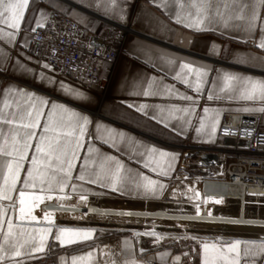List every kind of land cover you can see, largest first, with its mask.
<instances>
[{"label": "crops", "instance_id": "1", "mask_svg": "<svg viewBox=\"0 0 264 264\" xmlns=\"http://www.w3.org/2000/svg\"><path fill=\"white\" fill-rule=\"evenodd\" d=\"M202 0H117L125 9L124 21L113 18L111 11L106 14L105 9L109 6V0H37L29 11L26 12V22L22 24V32L17 37L14 46L0 43V48L8 52V56L0 53V114L9 116L12 113L19 114L24 111L28 101L17 95L16 91L5 95L9 86H14L17 90L20 88L26 91H35L37 95L50 100H56L65 103L66 106L72 107L82 114L89 115L92 124L89 126L91 135L87 137L86 147L91 143L94 148H99L101 154L93 153L95 163L89 164V170L98 172L100 164L104 162V156L117 157L126 167L125 173L129 180H142L143 176L158 181L164 185L163 191L158 198L142 199L135 192L129 195H120L107 189L99 188L97 185L84 184L75 179L79 174V169L83 164V157L87 154L86 147L79 155L81 157L75 164L73 171L72 183L78 186L77 192L74 193L71 187L65 189V193H59L58 190L52 192L41 191L39 186L26 189V216L24 220L20 219L19 212V192L12 194V201L0 200V208H3L6 215L2 217L5 221L4 231H7V220L12 219L14 224V237L10 238L9 244H5V249L11 253L12 248L9 246L13 243L24 244L21 249L24 253L14 260L5 259L4 264H111L112 260L117 264H125L126 261H135L136 264H203L202 244H216L226 246L233 244L236 240L242 241L239 245V264H251L252 253L245 255L246 250L253 251L261 244H264V235L253 232H236L226 231L224 229H202L197 227H187L178 229L177 237L170 241L151 249L150 241L145 239L139 245L135 240V235L130 231L106 229L100 227L95 217L89 221L84 220L85 207L91 205L100 208H123L142 212L163 211L172 203L167 202L174 181L177 179L181 164L183 162V150L197 147H209L217 142V135L220 125L214 135H209L208 125L215 116V112H220V123L225 115H258L260 123L264 126V114L249 113L237 111L242 108H258L264 106L259 100L247 101L239 98L240 93H235L234 100H213L207 99V94L212 91V82L217 85V92L223 85L222 75L225 72L235 73L241 77L251 76L255 80H264V68L249 62L241 64L238 61H251L252 57L264 59V50L258 48L260 40L259 29L253 33L245 30L246 21L230 19L229 27L224 28L223 19L235 17L239 11V4H247L248 8L244 9L247 16L255 0H211L209 15L213 17L212 28L217 31L194 32L185 28L176 22L177 16L186 19L191 13H196L193 3H201ZM92 5L86 7L84 5ZM50 5H55L52 7ZM97 5L99 7L97 8ZM183 5V7H181ZM228 5V8H225ZM45 10L47 19L43 27L35 28L39 14L33 17L37 9ZM59 9V10H57ZM222 15L216 16V11ZM119 9H117V12ZM57 13L67 16L76 22L85 32L102 35L105 30L114 27H121L129 33L122 46V52L118 56L113 69L110 84L105 91L96 87H87L81 83L75 82L67 76L59 74L55 69L44 70L46 75H53L56 79L63 81L66 87L74 88L84 93L88 99L73 100L58 91L40 84L37 79L33 78L27 71L20 68L16 63L19 60L27 67L35 69L37 74L41 71V65L35 63L38 60L34 57L30 48L32 45V29H42L46 26L51 14ZM75 13V14H74ZM264 14V9H261ZM30 22V23H29ZM239 25L240 27H233ZM4 27L5 31H11ZM220 32L224 35L221 36ZM27 38V45H25ZM213 43L216 47L213 48ZM31 58L30 60L28 58ZM175 58L180 62H189L194 67L204 68L209 71V76L205 77L206 83L203 86V97H198L194 88L175 81L172 77L180 71L178 64H169L168 59ZM41 63H45L40 61ZM218 75L220 76L217 79ZM152 76L158 78L154 86H159V81L164 84L175 85L181 94H187L198 99V105L192 116H185L183 113H176L184 119L190 120L191 124L185 125L184 119L174 120L177 128H183V134L177 135L171 129H165L151 115L159 116L160 108L165 110L171 108L173 104L179 108H191L190 101H184L172 98L143 97L129 95L133 91H142L147 87L146 81L151 80ZM190 81L195 85L196 77L190 75ZM235 83V82H234ZM241 88V84H236ZM99 98L103 103L99 106L93 103V100ZM35 102V101H33ZM9 105L8 108L4 104ZM129 103L148 104L149 116L142 115L127 107ZM19 104V110L17 105ZM210 109L207 118H205V129L199 134L196 128L199 127L201 118L205 117L203 109ZM47 111V109H46ZM164 115H167L165 111ZM43 124L44 121L42 120ZM99 127V132H97ZM19 131L21 135L25 131L15 125L0 124V130L11 141L9 130ZM123 134V139L121 138ZM111 137L116 147L110 146L103 141ZM2 143V139H0ZM35 144V141H33ZM156 146L165 151L176 154L175 161L172 162V171L167 176L158 175L143 166L147 157V149ZM34 152H29L31 156ZM10 159V158H0ZM155 159L159 160L157 156ZM170 158H166L165 165ZM199 162V157L197 159ZM55 163V161H54ZM112 165L113 162H108ZM24 167H30L26 163ZM131 169V171H127ZM139 174V175H137ZM3 172L0 171V184H2ZM26 172L21 173V183L17 188H23V179ZM38 183V182H37ZM83 185V189L80 188ZM131 186V185H129ZM45 187H47L45 185ZM83 190L87 194V202L79 199V192ZM88 190H91L90 192ZM95 193V194H92ZM66 197L62 201H72L82 207H73L68 205L47 206L50 201L62 202L58 196ZM44 196L42 201H35L32 197ZM47 202L46 204H44ZM15 204L13 212L11 204ZM169 204V205H168ZM47 206V207H45ZM169 208V207H168ZM27 209H31L28 215ZM174 210V209H172ZM170 214H180L184 211L175 209ZM169 213V212H166ZM45 214H50L49 219H45ZM192 215V214H188ZM200 215V214H195ZM35 216L33 220L31 217ZM88 216V215H87ZM213 216V215H211ZM91 217V216H90ZM253 218V217H252ZM80 219V220H79ZM78 220V221H77ZM51 221V224L50 222ZM171 222H184L173 220H162ZM199 223V222H194ZM209 224V223H206ZM52 227V234L43 241L44 248L42 251H33L29 255V250L37 247L41 243V232L39 229ZM60 228L73 230L92 231L89 239H78L76 242L61 244L55 239ZM37 229V231H33ZM27 241V243H25ZM255 243H243V242ZM4 243V236L0 234V244ZM143 250V251H142ZM232 255H235L234 253ZM257 264H264V260H257Z\"/></svg>", "mask_w": 264, "mask_h": 264}, {"label": "snow or ice", "instance_id": "2", "mask_svg": "<svg viewBox=\"0 0 264 264\" xmlns=\"http://www.w3.org/2000/svg\"><path fill=\"white\" fill-rule=\"evenodd\" d=\"M37 0H0V25L6 26L11 31H5L4 27H0V43H6L7 45L14 46L17 42V37L22 32V24L26 22V12L30 10L31 6L35 4ZM59 0H57V3ZM126 2V0H125ZM237 0H233L235 4ZM55 7V5H50ZM86 7H92V5H84ZM193 7L196 8V13L193 16L189 13L186 19L177 16L176 22L183 25L185 28L193 30L194 32L205 31H217L212 28L213 17L209 15L211 0H202L201 3H193ZM99 5H97V8ZM183 7V5H181ZM247 4H239V11L235 17H228L223 19L224 28H228L229 20L236 19L246 21L244 27L250 34L259 29L260 40L258 48L264 50V14L261 13V9H264V0H255L251 7L250 13L245 16L244 9L248 8ZM228 8V5H225ZM117 9L119 11L117 12ZM59 10V9H57ZM111 11L113 18H118L120 21H124L125 9L122 4H118L117 0H109V6L105 9L106 14ZM39 14L40 19L36 20L35 28H41L44 25L47 15L45 10L37 9L36 13H32L33 17ZM75 14V13H74ZM222 14L217 10L216 16ZM30 23V22H29ZM233 27H240L235 25ZM35 28L32 29L35 31ZM223 36L224 33L220 32ZM27 45V38H25V45ZM216 45L213 43V48ZM0 53L4 56H8V52H4L0 48ZM31 59L30 57L28 58ZM169 64H178L180 71L176 72L172 77L173 80L187 85L189 88H194L198 97H203L202 91L204 84L206 83L205 77L209 76V71L204 68L194 67L189 62H180L175 58L168 59ZM241 64L253 63L254 66L258 65L264 68V59L259 57H252L251 61L240 60ZM15 63L27 71L33 78L37 79V82L43 84L54 91H58L63 95L70 97L73 100H84L88 97L77 89L69 88L65 86L63 81L56 79L53 75H46L44 70H50L51 66L47 63H41L36 61L35 63L41 65V71L39 74L35 69L27 67L22 64L17 57ZM194 74L196 77L195 85L190 81V75ZM220 76L218 75L217 79ZM223 85L217 92V85L215 81L212 82V91L207 94L209 101L213 100H234L236 99L235 93L239 92V98L247 101L259 100L264 104V80H255L251 76H239L235 73L225 72L222 75ZM158 78L152 76L151 80L146 81L147 87L142 91H133L129 95L143 96V97H156L172 98L175 97L180 100L190 101L191 108H179L175 104L171 108L165 110L160 108V115H151V119L155 120L158 124L162 125L165 129H171L177 135L183 134V128H177L174 120L184 119L181 116H177L176 113L181 112L185 116H192L195 111V106L198 105V99L193 98L187 94H181L175 85L164 84L162 80L159 81V86H154ZM235 82V83H234ZM236 84H241L242 87L238 88ZM16 91L17 95L22 99L28 101L26 108L19 114V120H17V114L12 113L9 116L0 114V124L15 125L19 129L25 131L21 135L19 131L9 130L11 135V141L8 136L3 134L0 130V171L3 172L2 184H0V200L12 201V194L19 192V212L20 219L24 220L26 216V189L39 186L41 191L52 192L58 190L59 193H65V189L71 187L74 193L77 192L78 186L72 183L73 171L75 164L81 159L80 153L85 150L87 137L91 135L89 132V126L92 121L89 115L82 114V111H77L72 107L66 106L65 103L58 102L56 100H50L42 96L37 95L35 91H26L23 88L17 90L14 86H9L5 91V95ZM35 101V102H33ZM93 103L98 106L103 102L96 98ZM5 108H8L7 103L4 104ZM127 107L134 111L141 113L142 115L149 116L148 104H136L129 103ZM19 110V104L17 105ZM47 109V111H46ZM167 111V115H164ZM210 109L205 107L203 112L204 118H201L199 127L196 128V132L199 134L202 132L205 125V118H207ZM237 111L249 112V113H262L264 114V106L258 108H242ZM44 121L42 124L41 121ZM184 124H191L190 120L184 119ZM220 125V112L217 110L215 116L208 125L210 132L209 135H214ZM99 132V127H97ZM123 139V134H121ZM35 141V144H33ZM106 144H110L112 147H116L115 142L111 137L103 141ZM34 152L29 156V152ZM86 155L83 157V164L79 169V174L75 179L83 182L84 184L97 185L99 188L110 190L111 192L119 193L120 195H129L133 192L139 198L148 200L155 199L160 196L163 191L164 185L158 181L150 179L147 176H143L142 180H129L128 176L122 175L125 173V165L115 156H104V162L100 164V170L98 172H92L89 170V164L95 163L93 160V153L97 155L101 154L99 148H94L91 143L87 144ZM159 157V160L155 159ZM147 159L144 160L143 166L156 172L158 175L167 176L172 169V162L176 159V154L165 151L156 146H152L147 149ZM166 158H170L165 165ZM55 161V163H54ZM108 162H113L109 165ZM26 163H30V167L27 169L24 167ZM131 171V169H127ZM26 172V176L23 179V188L18 189L17 185L21 183V173ZM139 175V174H137ZM38 182V183H37ZM45 185L47 187H45ZM131 185V186H129ZM83 189V185H80ZM89 192L91 190H88ZM95 194V193H92ZM198 194V193H197ZM66 197L58 196L61 201ZM35 201H42L44 196L32 197ZM79 199L87 202V194L81 190L79 192ZM220 202V201H217ZM13 212H15V204L10 205ZM28 215L31 214V209H27ZM6 215L3 208H0V234L4 236V243L0 244V264H4L5 259L14 260L16 257L22 256L21 249L24 248V244L13 243L9 246L12 248L11 253L5 249V244H9L10 238L14 237L13 231L14 224L12 219L7 220V231H4L5 221L2 217ZM50 214H45V219H49ZM33 220L35 216L31 217ZM51 224V221H49ZM37 231V229H33ZM41 232V243L39 246L29 250V255L33 251L39 252L44 248L43 241L52 234V227H46L39 229ZM67 236V242L73 243L78 239H89L92 235V231L73 230L68 228H60L55 235V239L60 241L61 244L66 242L65 235ZM27 243V241H25ZM242 243L240 240H236L233 244L225 246H217L216 244L203 243V264H239V245ZM243 243H255V242H243ZM143 251V250H142ZM252 253L251 264H257V260H264V244L259 245L254 251L248 249L245 255ZM235 255H232V254ZM125 264H136L133 260L131 262L126 261Z\"/></svg>", "mask_w": 264, "mask_h": 264}, {"label": "built area", "instance_id": "3", "mask_svg": "<svg viewBox=\"0 0 264 264\" xmlns=\"http://www.w3.org/2000/svg\"><path fill=\"white\" fill-rule=\"evenodd\" d=\"M128 35L121 27L105 30L102 35L91 34L67 16L53 13L44 28L32 32L30 52L59 74L105 91ZM191 150L201 160L198 169L202 174L201 184L223 183L243 189H264V126L260 116L225 115L217 142ZM94 207L95 211L86 209L88 216L148 219L131 209ZM250 219L259 220L255 226L264 228V219Z\"/></svg>", "mask_w": 264, "mask_h": 264}, {"label": "rangeland", "instance_id": "4", "mask_svg": "<svg viewBox=\"0 0 264 264\" xmlns=\"http://www.w3.org/2000/svg\"><path fill=\"white\" fill-rule=\"evenodd\" d=\"M183 162L181 164L177 179L171 189L167 202L172 203L166 209H162L169 213L175 209L184 211L180 214H200L206 216H223L236 217L239 212V203L237 201L226 200V187L222 183H206L201 184L199 172L198 154L194 152H186L183 150ZM198 193V194H197ZM220 201V202H217ZM253 202V199H248ZM45 202L44 204H46ZM47 206L68 205L73 207H82L72 201L47 203ZM264 205V201H262ZM45 206V207H47ZM169 207V208H168ZM174 209V210H172ZM246 218L264 219V206L247 205L245 210ZM95 216L83 217L89 221ZM98 225L106 229H117L130 231L135 235L136 242L141 245L142 241H150L151 249L170 241L177 237L178 229L187 227H197L202 229H224L226 231H236L240 233L253 232L264 235V228L239 227L233 225L206 224L194 222H171L153 219H118L110 217H95ZM80 220V219H79ZM78 221V220H77ZM111 264H117L112 260Z\"/></svg>", "mask_w": 264, "mask_h": 264}, {"label": "bare ground", "instance_id": "5", "mask_svg": "<svg viewBox=\"0 0 264 264\" xmlns=\"http://www.w3.org/2000/svg\"><path fill=\"white\" fill-rule=\"evenodd\" d=\"M185 151L189 153L193 152L190 149H186ZM223 186L226 187L225 199L237 201L239 203V212L236 217L170 214L163 211H152V212L137 211V214H139V216H142L143 218H148L153 220H173V221L199 222V223L257 228L258 226L255 225L256 222H258L259 220H251L246 218L245 210L247 205H252V204H255L257 206L263 205L262 204L263 200L261 199L264 198V189H258V188L243 189L238 185H228V184H223ZM250 197L253 198V202L248 201ZM87 208H89L92 211H95L94 210L95 207L89 205L84 209L85 215H87L86 213ZM100 211L101 210H99L98 212L100 213ZM107 213L112 214L110 211H108Z\"/></svg>", "mask_w": 264, "mask_h": 264}]
</instances>
